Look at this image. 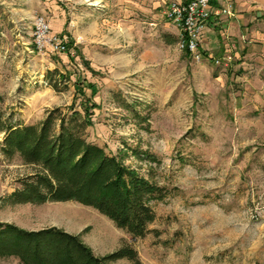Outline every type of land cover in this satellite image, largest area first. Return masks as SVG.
I'll return each instance as SVG.
<instances>
[{"label":"rangeland","instance_id":"374dc122","mask_svg":"<svg viewBox=\"0 0 264 264\" xmlns=\"http://www.w3.org/2000/svg\"><path fill=\"white\" fill-rule=\"evenodd\" d=\"M174 1L0 0L2 119L13 126L42 121L73 104L72 83L85 77L98 104L88 141L165 191L151 204L150 232L132 239L77 202H13L32 167L0 152V223L78 235L99 257L127 247L140 264H264V49H249L241 75L202 49L194 60L161 14ZM247 1L264 14V0ZM41 17L52 35L74 39L77 53L39 51L34 31ZM257 29L264 33V24ZM56 67L74 73L58 91L45 79ZM0 264L23 263L0 256Z\"/></svg>","mask_w":264,"mask_h":264},{"label":"trees","instance_id":"16d2710c","mask_svg":"<svg viewBox=\"0 0 264 264\" xmlns=\"http://www.w3.org/2000/svg\"><path fill=\"white\" fill-rule=\"evenodd\" d=\"M74 43H65L67 56L72 51L77 53ZM79 58L84 69L97 76L88 62ZM73 74H62L56 67L46 73L45 79L50 88L58 91L59 84L69 82ZM72 87L73 104L48 111L38 123L13 126L0 116L1 154L8 158L19 156L32 167V172L20 179L11 200L19 204L77 202L107 217L132 239L143 238L155 220L151 204L164 200L165 191L120 158L88 141L87 130L93 126V112L98 108L94 102L96 86L76 75ZM76 101L78 109L74 107ZM132 153L137 158L146 157L135 150ZM0 256H13L23 264H109L121 259L140 264L136 253L127 247L99 257L78 235L54 227L25 231L4 223H0Z\"/></svg>","mask_w":264,"mask_h":264},{"label":"built area","instance_id":"2783aa9c","mask_svg":"<svg viewBox=\"0 0 264 264\" xmlns=\"http://www.w3.org/2000/svg\"><path fill=\"white\" fill-rule=\"evenodd\" d=\"M164 17L180 31V48L186 50L194 60L201 58L202 36L210 23L216 24L234 14L233 0H185L167 5ZM36 48L54 54H66V38L52 35L47 22L36 20L34 31ZM217 66L228 68L231 56L211 59Z\"/></svg>","mask_w":264,"mask_h":264},{"label":"crops","instance_id":"0c3cea01","mask_svg":"<svg viewBox=\"0 0 264 264\" xmlns=\"http://www.w3.org/2000/svg\"><path fill=\"white\" fill-rule=\"evenodd\" d=\"M233 3V16L216 24L210 23L206 28L202 36L201 49L206 52L204 56L208 59L231 56L232 62L235 63L231 62L229 68L238 70L241 75V70L246 68L245 60L249 49L254 46L264 49V33H261V29L257 31V28L264 24V14L257 11V8L251 6L247 0H233ZM165 9L166 7L161 12L163 17ZM227 38H231L234 45L227 41ZM74 45L76 46L75 43Z\"/></svg>","mask_w":264,"mask_h":264}]
</instances>
